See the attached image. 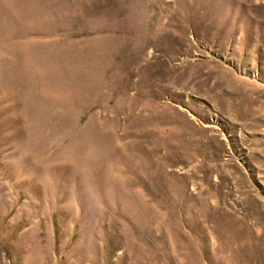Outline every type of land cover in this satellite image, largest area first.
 <instances>
[{"label":"rangeland","instance_id":"rangeland-1","mask_svg":"<svg viewBox=\"0 0 264 264\" xmlns=\"http://www.w3.org/2000/svg\"><path fill=\"white\" fill-rule=\"evenodd\" d=\"M0 264H264V0H0Z\"/></svg>","mask_w":264,"mask_h":264}]
</instances>
